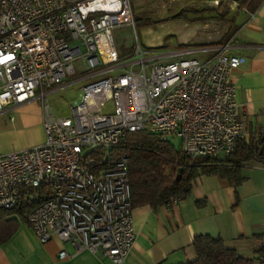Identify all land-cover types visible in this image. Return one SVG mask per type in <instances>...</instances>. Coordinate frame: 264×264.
<instances>
[{
	"label": "built area",
	"instance_id": "obj_1",
	"mask_svg": "<svg viewBox=\"0 0 264 264\" xmlns=\"http://www.w3.org/2000/svg\"><path fill=\"white\" fill-rule=\"evenodd\" d=\"M126 25L134 40L119 48L114 30ZM134 29L129 0H0V111L38 97L44 132L0 151V207L38 199L25 221L39 241L54 233L112 264L134 240L128 157L113 153L126 133L178 136L189 157L228 152L245 135L230 76L245 58L228 40L143 48ZM75 58L79 99L54 116L44 88L73 75Z\"/></svg>",
	"mask_w": 264,
	"mask_h": 264
},
{
	"label": "crops",
	"instance_id": "obj_2",
	"mask_svg": "<svg viewBox=\"0 0 264 264\" xmlns=\"http://www.w3.org/2000/svg\"><path fill=\"white\" fill-rule=\"evenodd\" d=\"M230 22L232 28L225 39L211 43L228 40L227 50L245 58L230 76L244 137L248 138L264 127V0L252 11L234 7ZM62 85L45 87V100ZM43 139L38 97L0 111V151L29 147ZM235 173L237 179L198 172L176 202L131 206L134 240L121 264L182 263L193 257L191 241L198 234L219 237L251 256L264 241V164H244ZM60 250L65 252L62 257L58 256ZM0 264L112 263L54 233L39 241L26 221L19 219L15 230L0 242Z\"/></svg>",
	"mask_w": 264,
	"mask_h": 264
},
{
	"label": "trees",
	"instance_id": "obj_3",
	"mask_svg": "<svg viewBox=\"0 0 264 264\" xmlns=\"http://www.w3.org/2000/svg\"><path fill=\"white\" fill-rule=\"evenodd\" d=\"M231 1H235V8L252 11L261 0ZM192 10L200 14L204 10L214 12L215 8L206 6ZM229 11L225 6L218 15L225 17ZM196 16L194 20L203 17L202 14ZM229 18L231 21V11ZM113 153L128 157L131 206L137 203L156 205L182 197L189 189L190 179L198 172H218L237 179L235 171L239 166L253 162L264 164V127L248 138L237 139L230 151L219 154L189 157L169 138L161 139L158 134L144 130L126 133ZM23 194L11 208L0 207V242L15 230L19 219L25 220L28 208L38 200L31 201ZM191 245L193 257L179 264H264V241L254 248L251 256L207 234L195 235Z\"/></svg>",
	"mask_w": 264,
	"mask_h": 264
},
{
	"label": "rangeland",
	"instance_id": "obj_4",
	"mask_svg": "<svg viewBox=\"0 0 264 264\" xmlns=\"http://www.w3.org/2000/svg\"><path fill=\"white\" fill-rule=\"evenodd\" d=\"M135 24V36L139 44L145 48L170 49L175 46H196L217 42L225 39L231 29L228 19L230 11L235 7L231 0H129ZM206 6L214 7L213 11H202L203 17L194 20L200 15L192 9ZM225 6L229 7L227 16L218 15ZM117 47L122 48L133 42L134 35L131 27L123 26L115 29ZM188 38L183 41V39ZM198 58H203L197 53ZM75 73L66 76L60 83L63 85L56 89L52 95L46 96L49 108L54 116H71L70 106L79 99L80 84L85 71L74 59ZM169 140L177 147L178 136H168Z\"/></svg>",
	"mask_w": 264,
	"mask_h": 264
}]
</instances>
